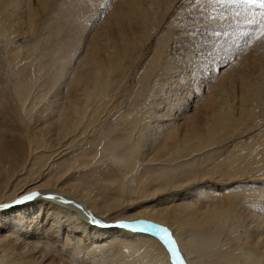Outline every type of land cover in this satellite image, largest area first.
I'll return each instance as SVG.
<instances>
[{"label": "bare ground", "instance_id": "obj_1", "mask_svg": "<svg viewBox=\"0 0 264 264\" xmlns=\"http://www.w3.org/2000/svg\"><path fill=\"white\" fill-rule=\"evenodd\" d=\"M197 1L0 0V204L72 201L0 210V264H264V39L186 69Z\"/></svg>", "mask_w": 264, "mask_h": 264}, {"label": "rangeland", "instance_id": "obj_2", "mask_svg": "<svg viewBox=\"0 0 264 264\" xmlns=\"http://www.w3.org/2000/svg\"><path fill=\"white\" fill-rule=\"evenodd\" d=\"M203 1L205 0H198L194 6L199 9L203 8ZM214 1L212 4L217 11L214 12H216L219 19L214 12H210L214 13L216 19L213 17V22L211 20L208 25L199 21L197 23L198 28L193 36H190V39L188 37L186 39L188 41L185 40L179 48L180 50L178 49L177 52L181 57L179 59L184 60L187 58L186 61L190 62L188 66L185 67L186 69H191L195 62L194 66L199 65V68H202V66L204 67V73L205 68L214 67L223 63L224 67L220 70L225 69V74L227 75L228 73L237 71L235 67L243 63L242 55H244L247 60H253L259 57L258 55L261 53V46L264 38L259 36L258 27L249 23L252 17L241 10L234 0ZM246 7L250 12L258 13L260 11L257 6L250 5ZM237 12L240 14L237 15ZM208 13L209 12H206L205 14ZM214 20H216V22L218 21V24ZM189 25L190 23L188 22L186 26L189 27ZM253 33H255V35H253ZM248 53H251V55L256 53L257 55L251 57ZM189 64L191 66H189Z\"/></svg>", "mask_w": 264, "mask_h": 264}, {"label": "snow or ice", "instance_id": "obj_3", "mask_svg": "<svg viewBox=\"0 0 264 264\" xmlns=\"http://www.w3.org/2000/svg\"><path fill=\"white\" fill-rule=\"evenodd\" d=\"M235 3H237L241 10L246 12L248 15L252 17L251 20H249L250 24H253L258 27L259 29V36L261 38H264V0H234ZM257 6L260 11L257 12H250L246 6ZM240 13L237 12V15ZM255 35V33H253ZM36 198H44L49 200H59L61 203H72V201L65 200L63 197H57L53 196L51 194H44L41 192H28L26 194H22L19 199H16L13 201L12 204H0V210L2 209H8L13 207L14 205H20L26 202L33 201ZM80 205H77V208H79ZM91 215V214H88ZM91 225L97 226V227H119L121 229L131 230V231H139V232H148L151 231L154 234H159L160 232L167 233L168 230L164 228H160L157 225H154L150 222L146 221H120L115 225H107L101 222L99 219L92 218L88 221ZM141 224L144 225L142 228H136L134 225ZM161 240L164 241V244L167 248V250L171 253L172 257H174L175 261H181V264H183L181 254L179 252L178 246L171 236V234H168L167 236L160 237Z\"/></svg>", "mask_w": 264, "mask_h": 264}, {"label": "water", "instance_id": "obj_4", "mask_svg": "<svg viewBox=\"0 0 264 264\" xmlns=\"http://www.w3.org/2000/svg\"><path fill=\"white\" fill-rule=\"evenodd\" d=\"M176 264H181V263H178V262H177Z\"/></svg>", "mask_w": 264, "mask_h": 264}]
</instances>
